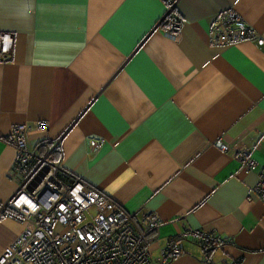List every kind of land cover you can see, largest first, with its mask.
Returning a JSON list of instances; mask_svg holds the SVG:
<instances>
[{"label":"crops","instance_id":"obj_1","mask_svg":"<svg viewBox=\"0 0 264 264\" xmlns=\"http://www.w3.org/2000/svg\"><path fill=\"white\" fill-rule=\"evenodd\" d=\"M167 4L0 0V38L13 35L11 58L0 52V207L22 182L8 137L25 124L28 149L62 136L72 178L128 212L159 214L151 264L172 242L182 254L166 264H264V203L252 192L264 175V43H223L210 27L234 11L264 39V0H179L176 31ZM245 149L250 173L237 157ZM28 225L0 215V255ZM192 228L223 245L207 256L181 236Z\"/></svg>","mask_w":264,"mask_h":264},{"label":"built area","instance_id":"obj_2","mask_svg":"<svg viewBox=\"0 0 264 264\" xmlns=\"http://www.w3.org/2000/svg\"><path fill=\"white\" fill-rule=\"evenodd\" d=\"M178 1L167 0L164 19ZM180 25L181 20L174 19L173 31ZM210 27L213 36L223 43L247 38L264 43L234 11L214 15ZM12 48L13 35L3 33L0 38L3 59L11 58ZM39 125L47 126L46 122ZM26 130L25 124L17 125L8 137L17 147V162L24 169V175L13 198L0 207V215L30 225L5 247L0 264H151L148 244L162 223L159 214L128 212L82 179L72 178L61 165L62 136L52 143L43 141L28 149ZM216 143L223 152L231 150L219 139ZM89 144L95 147L99 141L92 138ZM42 146L45 149L40 152ZM237 157L244 173L255 169L257 163L250 149L237 151ZM252 192L264 203V175H259ZM181 236L197 240L203 250L220 247L225 240L220 235L194 228ZM181 254V246L172 242L160 250L158 262L166 264ZM228 264L241 262L234 259Z\"/></svg>","mask_w":264,"mask_h":264},{"label":"trees","instance_id":"obj_3","mask_svg":"<svg viewBox=\"0 0 264 264\" xmlns=\"http://www.w3.org/2000/svg\"><path fill=\"white\" fill-rule=\"evenodd\" d=\"M174 11V10H173ZM173 13V12H172ZM172 13L166 18V20L168 21L165 25H166V27L170 24V22L172 21V20H174V16H172ZM213 247H216V246H213ZM213 247H211V248H209L208 250H204V252L207 254V256H209V254L212 252V251H214L213 250ZM209 262H206V264H211L210 263V258H209V260H208Z\"/></svg>","mask_w":264,"mask_h":264},{"label":"rangeland","instance_id":"obj_4","mask_svg":"<svg viewBox=\"0 0 264 264\" xmlns=\"http://www.w3.org/2000/svg\"><path fill=\"white\" fill-rule=\"evenodd\" d=\"M91 211H92V209H91Z\"/></svg>","mask_w":264,"mask_h":264}]
</instances>
